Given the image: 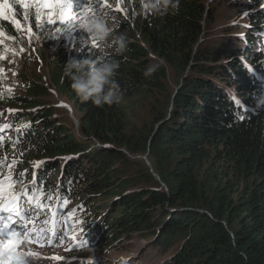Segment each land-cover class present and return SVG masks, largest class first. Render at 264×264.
Listing matches in <instances>:
<instances>
[{
	"label": "trees",
	"instance_id": "16d2710c",
	"mask_svg": "<svg viewBox=\"0 0 264 264\" xmlns=\"http://www.w3.org/2000/svg\"><path fill=\"white\" fill-rule=\"evenodd\" d=\"M261 2L248 0L249 21L234 28L227 46L208 48L205 0H180L179 11L167 13H142L140 0L127 1L125 31L139 41L125 37L119 54L100 44L91 57L58 49L51 86L25 81L20 95L0 91V106L11 110L0 126L15 139L2 147L47 157L34 170L26 166L23 182L52 202L58 194L60 209L69 198L87 210L92 223L80 246L138 234L159 264H264ZM8 3L11 18L0 16V30L14 38L21 8ZM97 57L119 64L112 89L118 101L99 107L81 100L65 74L69 60ZM51 88L72 103L75 131L48 105ZM136 100L138 112L151 107L149 117L129 112ZM23 121L29 127H18ZM37 193L35 187L33 197L41 199ZM29 228L35 242L38 227Z\"/></svg>",
	"mask_w": 264,
	"mask_h": 264
},
{
	"label": "rangeland",
	"instance_id": "374dc122",
	"mask_svg": "<svg viewBox=\"0 0 264 264\" xmlns=\"http://www.w3.org/2000/svg\"><path fill=\"white\" fill-rule=\"evenodd\" d=\"M8 1L0 0L1 17L11 18ZM16 1L21 8V21L16 23L15 37L10 38L0 30V91L2 92L20 95V87L25 81H35L44 86H51V65L58 49L72 50L86 57L96 54L100 44L78 27L81 19L88 14L110 17L117 34H122L128 39L140 40L139 34L129 36L125 31V27L131 24L123 14L122 3L130 0ZM68 3L71 4L70 8L60 7ZM261 4L264 7V0ZM205 5L211 12V18L204 27L202 42L208 48L227 46L228 35L236 32L234 28L249 21L247 17L250 15L248 10L251 5L248 0H205ZM62 11L68 15L64 22H61ZM169 81L170 88H173L175 78L172 75ZM50 96L48 105L54 107L60 121L69 119V125L75 131L77 114L72 103L59 95L54 88L50 89ZM137 102L138 100L129 105V112L142 113L143 116L149 117L151 107L143 106L138 112ZM6 112H11V110L0 106V115ZM21 124H26L27 127L30 125L28 121L21 122L19 127ZM0 134L3 136L1 140L12 141L6 133L0 132ZM12 151L9 145H6V149L2 146L0 148V216L15 213L16 217L12 216L11 219L17 220V223L13 224L12 230L9 231L8 227L2 229L3 223L0 220V264H48L50 260H53L51 264H86V258L90 254L95 257V264H159V257L155 250L148 249V242L138 234L124 237L116 244H109L108 240H104L99 245L87 243L79 246V236L88 230V224L92 223V220L89 219V215L86 214L87 210L83 209L81 204L77 206L75 201L69 198L63 205L65 214L62 219H64L65 228L72 230L73 234H68L66 240L57 238L62 221L59 222V220L62 215L54 216L56 209L53 210L50 207L48 211L51 215L47 220L54 218V225L52 228L49 226H47L48 229L43 228L48 231L47 239L42 237L36 242H31L27 237L25 239L24 234L20 237L22 243L14 250L24 255L18 260L12 253L7 252L4 246L10 237L14 238L16 234H19L21 228L27 231L30 223L24 220L23 215H18V213H23L17 207L22 198L17 196L18 193L14 194L16 190L13 191V189L15 185L24 184L22 178L29 174L24 173L27 171L26 166H32L34 170L42 159L47 158L42 153L22 156L16 151L15 156ZM46 198L50 199L51 195L46 194ZM5 206L15 208L16 212L10 213L5 210ZM21 208L25 210L26 206H21ZM83 215L85 216L82 220L79 216ZM111 215L113 218V214ZM97 240L99 242L101 239Z\"/></svg>",
	"mask_w": 264,
	"mask_h": 264
},
{
	"label": "clouds",
	"instance_id": "9594fccd",
	"mask_svg": "<svg viewBox=\"0 0 264 264\" xmlns=\"http://www.w3.org/2000/svg\"><path fill=\"white\" fill-rule=\"evenodd\" d=\"M179 6L180 0H140V10L142 13H153L157 8L163 9L165 13H167L169 9L173 10L174 12H178ZM78 27L99 44H110L114 46L117 54L121 53L126 47L125 37L122 34H117L115 32L110 17L88 14L81 19ZM118 68L119 64L115 61H105L101 57H97L95 59L84 58L79 61L69 60L65 65V74L71 80L72 90L80 97L81 100H90L94 105L99 107L104 105H111L118 101V99H114L112 91V89L116 87V84L113 81V77L115 76L116 70ZM106 88L108 90L105 92ZM3 144L5 143H0V148ZM23 186L32 187L33 189L36 187L38 189V195H40L41 198L35 199L33 207H29V217L31 222L34 221V224H36L35 219L45 218L48 215V211L46 209L44 212L45 216H37L39 204L42 202L41 200L49 201V203H54V208L56 209L57 216L62 215L61 219L59 220V222L61 220L62 221L60 222L57 238L66 240L68 234H73L72 230H67L65 228L64 219H62L64 218L65 207L62 205V208H59L61 205V201H58V194H56L57 197L55 198L54 202H52V195L50 199L46 198V194L42 190H40L35 183L32 182H30L29 184H20L19 186L15 185L13 191H16L13 193L20 194ZM22 217L26 222H28V220L25 218L24 213ZM10 218L11 216L5 218L4 220V225H7L8 229H11V225H13L10 224ZM30 224L31 223H29L27 227V231L25 229H22L19 233L25 234L24 236L32 242L31 236L27 235V232H30L33 229L29 228ZM53 225L54 223L51 224V228L53 227ZM32 226L38 227L37 225ZM37 230L40 229L37 228L33 232H37ZM80 244L81 239L79 238L78 245L80 246ZM52 261L53 260H50L48 264H51ZM86 264H95V257L90 254L86 258Z\"/></svg>",
	"mask_w": 264,
	"mask_h": 264
},
{
	"label": "snow or ice",
	"instance_id": "6c2138e0",
	"mask_svg": "<svg viewBox=\"0 0 264 264\" xmlns=\"http://www.w3.org/2000/svg\"><path fill=\"white\" fill-rule=\"evenodd\" d=\"M62 9H67L71 7V4H63L60 6ZM68 18V15L66 12L61 13V22H64ZM5 210L9 211L10 213L16 212L15 208H8L5 206ZM18 215H23V213H18ZM17 220L10 218V224H16ZM7 227V225H6ZM23 233L16 234L14 238L10 237L8 243L4 246L5 250L9 253H12L18 260L24 255L22 252L14 251L20 243H22L20 237L23 236ZM26 239V237H25Z\"/></svg>",
	"mask_w": 264,
	"mask_h": 264
}]
</instances>
